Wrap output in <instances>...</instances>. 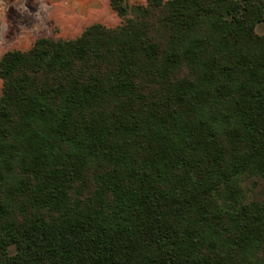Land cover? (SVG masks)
<instances>
[{"label":"trees","instance_id":"trees-1","mask_svg":"<svg viewBox=\"0 0 264 264\" xmlns=\"http://www.w3.org/2000/svg\"><path fill=\"white\" fill-rule=\"evenodd\" d=\"M109 5L0 58V264H264V0Z\"/></svg>","mask_w":264,"mask_h":264},{"label":"rangeland","instance_id":"rangeland-1","mask_svg":"<svg viewBox=\"0 0 264 264\" xmlns=\"http://www.w3.org/2000/svg\"><path fill=\"white\" fill-rule=\"evenodd\" d=\"M120 22L109 0H0V58L10 50H29L41 37L74 39L92 24L113 28ZM257 31L264 32V27ZM1 88L0 80V96Z\"/></svg>","mask_w":264,"mask_h":264}]
</instances>
